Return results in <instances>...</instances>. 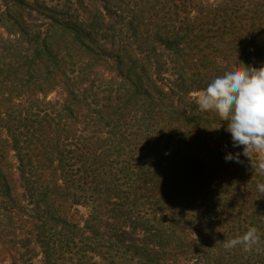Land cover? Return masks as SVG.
I'll use <instances>...</instances> for the list:
<instances>
[{
	"label": "trees",
	"instance_id": "obj_1",
	"mask_svg": "<svg viewBox=\"0 0 264 264\" xmlns=\"http://www.w3.org/2000/svg\"><path fill=\"white\" fill-rule=\"evenodd\" d=\"M238 60L264 65V0H0L9 263L264 264V176L193 96Z\"/></svg>",
	"mask_w": 264,
	"mask_h": 264
},
{
	"label": "clouds",
	"instance_id": "obj_2",
	"mask_svg": "<svg viewBox=\"0 0 264 264\" xmlns=\"http://www.w3.org/2000/svg\"><path fill=\"white\" fill-rule=\"evenodd\" d=\"M196 103L200 111H214L226 121L233 147H242V152L228 153L226 161L240 163V156H244L250 160L254 173L264 176V65L249 66L239 60L226 65L207 84ZM257 189L264 194V182H257ZM259 241L258 229L250 227L243 235L226 239L224 247L239 245L249 250Z\"/></svg>",
	"mask_w": 264,
	"mask_h": 264
},
{
	"label": "rangeland",
	"instance_id": "obj_3",
	"mask_svg": "<svg viewBox=\"0 0 264 264\" xmlns=\"http://www.w3.org/2000/svg\"><path fill=\"white\" fill-rule=\"evenodd\" d=\"M206 1H210V2H213V3H217V2H222L223 0H206ZM33 19L35 20V25H40L42 23H49L48 20H46L43 16L39 15L38 13H34L33 14ZM62 43H61V46H59L60 48H70L72 47L71 43H70V39L66 36H63V39H62ZM68 51L70 52H74L73 50H69ZM74 55V59L77 60L79 59V63H85V62H88V58L87 57H84V56H77V54L74 52L73 53ZM203 93V91H198V92H195L193 93V96L195 98H197L199 95H201ZM55 94H52L49 96V98H52L54 97ZM79 209L81 210L82 213L86 214L88 212L87 208L85 207H79ZM0 251H1V254H0V260L2 261L0 264H10L9 263V260H7V254L4 253L3 249L0 247Z\"/></svg>",
	"mask_w": 264,
	"mask_h": 264
}]
</instances>
